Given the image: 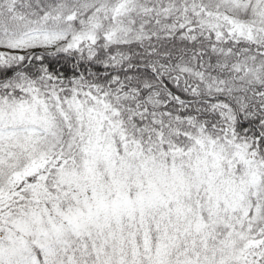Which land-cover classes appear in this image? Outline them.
I'll return each instance as SVG.
<instances>
[{
    "label": "snow or ice",
    "instance_id": "snow-or-ice-1",
    "mask_svg": "<svg viewBox=\"0 0 264 264\" xmlns=\"http://www.w3.org/2000/svg\"><path fill=\"white\" fill-rule=\"evenodd\" d=\"M0 264H264V0H0Z\"/></svg>",
    "mask_w": 264,
    "mask_h": 264
}]
</instances>
